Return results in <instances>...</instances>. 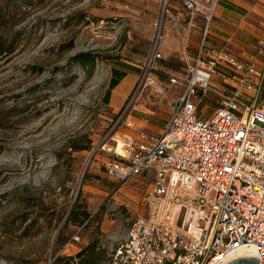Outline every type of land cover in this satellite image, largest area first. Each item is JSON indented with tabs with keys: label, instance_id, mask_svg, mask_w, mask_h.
Instances as JSON below:
<instances>
[{
	"label": "rangeland",
	"instance_id": "obj_1",
	"mask_svg": "<svg viewBox=\"0 0 264 264\" xmlns=\"http://www.w3.org/2000/svg\"><path fill=\"white\" fill-rule=\"evenodd\" d=\"M241 1L262 28L264 0ZM173 6L178 25L164 17L156 81L135 93L162 0H0V264H52L75 233L80 241L64 252L94 240L106 264L126 238L151 178L118 182L104 162L119 141L125 154L165 123L178 89L170 79L185 66L186 16ZM202 27L191 28L190 60ZM115 68L134 82L119 102L125 85L115 88L110 103Z\"/></svg>",
	"mask_w": 264,
	"mask_h": 264
},
{
	"label": "built area",
	"instance_id": "obj_2",
	"mask_svg": "<svg viewBox=\"0 0 264 264\" xmlns=\"http://www.w3.org/2000/svg\"><path fill=\"white\" fill-rule=\"evenodd\" d=\"M162 1V20L134 92L156 81L163 20L178 25L170 11L176 2L186 16L185 66L179 79H170L178 89L160 131L140 134L125 154L115 152L104 162L106 175L118 182L151 178L140 198L142 212L107 264H224L243 245L253 247L264 264V105H257L264 83V23L246 58L211 43L220 0ZM198 20L201 38L190 60L189 35ZM79 241L75 233L58 254L75 255L64 250Z\"/></svg>",
	"mask_w": 264,
	"mask_h": 264
},
{
	"label": "crops",
	"instance_id": "obj_3",
	"mask_svg": "<svg viewBox=\"0 0 264 264\" xmlns=\"http://www.w3.org/2000/svg\"><path fill=\"white\" fill-rule=\"evenodd\" d=\"M250 7L244 4L241 0H220L216 9L215 16L209 28L212 40L219 41L228 45L234 52L242 57H250L253 55V44L256 38L263 35L262 28H256L252 23V14L249 11ZM134 78L125 75L120 82L111 90L109 102L112 103L113 92L115 88L121 85L123 87L120 99L123 100ZM106 98V97H105ZM80 247L75 249L72 253L78 251Z\"/></svg>",
	"mask_w": 264,
	"mask_h": 264
},
{
	"label": "trees",
	"instance_id": "obj_4",
	"mask_svg": "<svg viewBox=\"0 0 264 264\" xmlns=\"http://www.w3.org/2000/svg\"><path fill=\"white\" fill-rule=\"evenodd\" d=\"M125 75L126 73L122 70L116 68L112 70L108 87L104 94L106 100H108L111 90ZM52 264H105V255L104 251L97 245L96 241L92 240L88 244L82 246L75 255L57 254L54 257ZM167 264L173 263L168 262Z\"/></svg>",
	"mask_w": 264,
	"mask_h": 264
},
{
	"label": "bare ground",
	"instance_id": "obj_5",
	"mask_svg": "<svg viewBox=\"0 0 264 264\" xmlns=\"http://www.w3.org/2000/svg\"><path fill=\"white\" fill-rule=\"evenodd\" d=\"M123 145H124V143H122L120 141L117 143L116 149L119 153L124 152ZM243 255H254V256H256V253H255V250L253 247L243 245V246H239L235 251H233L228 259L237 258V257L243 256Z\"/></svg>",
	"mask_w": 264,
	"mask_h": 264
},
{
	"label": "water",
	"instance_id": "obj_6",
	"mask_svg": "<svg viewBox=\"0 0 264 264\" xmlns=\"http://www.w3.org/2000/svg\"><path fill=\"white\" fill-rule=\"evenodd\" d=\"M224 264H259L258 257L254 255H243L232 258Z\"/></svg>",
	"mask_w": 264,
	"mask_h": 264
}]
</instances>
